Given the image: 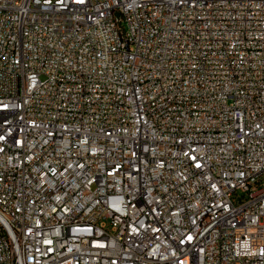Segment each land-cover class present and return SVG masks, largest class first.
I'll use <instances>...</instances> for the list:
<instances>
[{"label": "built area", "instance_id": "2783aa9c", "mask_svg": "<svg viewBox=\"0 0 264 264\" xmlns=\"http://www.w3.org/2000/svg\"><path fill=\"white\" fill-rule=\"evenodd\" d=\"M0 264H264V0H0Z\"/></svg>", "mask_w": 264, "mask_h": 264}]
</instances>
